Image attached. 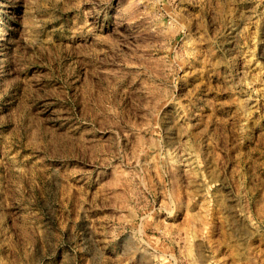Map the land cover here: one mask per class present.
I'll return each mask as SVG.
<instances>
[{"label":"rangeland","instance_id":"obj_1","mask_svg":"<svg viewBox=\"0 0 264 264\" xmlns=\"http://www.w3.org/2000/svg\"><path fill=\"white\" fill-rule=\"evenodd\" d=\"M201 261L264 264V0H0V264Z\"/></svg>","mask_w":264,"mask_h":264},{"label":"bare ground","instance_id":"obj_2","mask_svg":"<svg viewBox=\"0 0 264 264\" xmlns=\"http://www.w3.org/2000/svg\"><path fill=\"white\" fill-rule=\"evenodd\" d=\"M199 246H200V245H199ZM199 252H200V251H199ZM199 252H198V253H199ZM191 254H192V253H191ZM199 255H202V254H199ZM203 255H204V253H203ZM205 256H206V252H205ZM205 256H204V257H205ZM207 256H208V255H207ZM209 256H210V255H209ZM198 257H199V256H198ZM200 258H202V257L200 256ZM205 258H206V257H205ZM207 258H208V257H207ZM198 259H199V258H198ZM194 260L197 261V258H195ZM199 260H200V259H199ZM204 260H205V259H204ZM206 260H207V259H206ZM207 261H208V260H207ZM201 262L204 264L206 261H205V262L201 261ZM176 263H177V262H176ZM202 263H201V264H202Z\"/></svg>","mask_w":264,"mask_h":264}]
</instances>
